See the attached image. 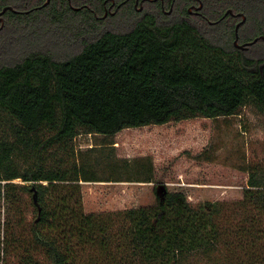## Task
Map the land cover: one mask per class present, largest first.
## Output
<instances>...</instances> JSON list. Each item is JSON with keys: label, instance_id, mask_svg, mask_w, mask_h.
I'll list each match as a JSON object with an SVG mask.
<instances>
[{"label": "trees", "instance_id": "obj_1", "mask_svg": "<svg viewBox=\"0 0 264 264\" xmlns=\"http://www.w3.org/2000/svg\"><path fill=\"white\" fill-rule=\"evenodd\" d=\"M135 1L0 0V253L18 251L20 264H264L255 170L237 220L223 202L195 205L179 190L125 210L83 209L81 180L103 179L74 158L78 134L235 115L247 104L264 114V0ZM242 15L237 42L257 40L240 49ZM141 166L106 180L151 181V162ZM23 206L33 212L28 238Z\"/></svg>", "mask_w": 264, "mask_h": 264}, {"label": "rangeland", "instance_id": "obj_2", "mask_svg": "<svg viewBox=\"0 0 264 264\" xmlns=\"http://www.w3.org/2000/svg\"><path fill=\"white\" fill-rule=\"evenodd\" d=\"M137 8L141 10L143 5L140 3ZM171 10L170 7L166 12ZM111 21L112 18L109 25ZM125 23L120 19L113 21L119 27ZM73 144L77 162H90L103 179L81 183L86 213L138 207L153 203L165 190H179L195 205L203 203L208 208L214 202H223L225 214L237 220L242 212L236 204L243 196L249 172L255 170L258 176H264V114L249 104L235 115L171 120L124 128L112 135L81 133L73 139ZM148 161L156 164L149 182L106 180L112 175H120L122 179L135 177L136 170L143 169L141 164ZM23 208L27 215L24 226L20 227L23 238H28L30 233L26 228L33 212L29 207ZM5 209L2 204L0 240L4 236ZM0 255V264H20L18 251ZM199 264L210 263L202 258Z\"/></svg>", "mask_w": 264, "mask_h": 264}, {"label": "water", "instance_id": "obj_3", "mask_svg": "<svg viewBox=\"0 0 264 264\" xmlns=\"http://www.w3.org/2000/svg\"><path fill=\"white\" fill-rule=\"evenodd\" d=\"M48 1H49V0H46V2H48ZM137 1H138V0L135 1V5H136ZM201 6H202V3L200 2L199 5L195 6V9H196V10H199V9L201 8ZM140 8H141V7H140ZM4 10H5V8H3V9L0 11V14H1ZM188 10L191 11V7H189ZM226 12H232V11H231V9H228ZM106 13H107V12H105L104 15H106ZM239 14H242V13L240 12ZM244 19H245V16L242 15V19H241L239 22L236 23L235 28H234V31H235V39H234L233 42H234V44H235L238 48H240V49H242V48H246L248 45L252 44L253 42H255V41L257 40V37H255V38H254L253 40H251V41H247V42H243V43H238V42H237V37H238L237 29H238L239 24H240L241 22H243ZM211 22H213V21H211ZM260 38L264 39V35H261ZM32 188H33V187H32ZM33 198H34V201L36 202L35 192H34V194H33Z\"/></svg>", "mask_w": 264, "mask_h": 264}, {"label": "crops", "instance_id": "obj_4", "mask_svg": "<svg viewBox=\"0 0 264 264\" xmlns=\"http://www.w3.org/2000/svg\"><path fill=\"white\" fill-rule=\"evenodd\" d=\"M141 127V126H139ZM130 128V127H128ZM131 128H137V127H131ZM121 131V130H120ZM150 162V161H149ZM148 164V163H147ZM156 164L155 163H151V168L148 167V169H156V167H154ZM121 179V178H120ZM110 182H120L121 180H113V178L109 179ZM100 181H103V180H96V181H83L81 180V183H84V182H100ZM144 182V181H143ZM146 182V181H145ZM149 182V181H148Z\"/></svg>", "mask_w": 264, "mask_h": 264}, {"label": "flooded vegetation", "instance_id": "obj_5", "mask_svg": "<svg viewBox=\"0 0 264 264\" xmlns=\"http://www.w3.org/2000/svg\"><path fill=\"white\" fill-rule=\"evenodd\" d=\"M199 3H200V1H199ZM201 3H202V2H201ZM195 6H197V5H195V4H190L189 7H191V11H193V12H195V13H199V11L195 9ZM189 7H188V8H189ZM201 7H202V6H201ZM191 11H190V12H191Z\"/></svg>", "mask_w": 264, "mask_h": 264}]
</instances>
